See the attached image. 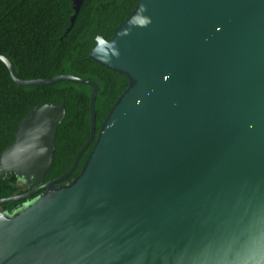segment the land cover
I'll use <instances>...</instances> for the list:
<instances>
[{
  "label": "water",
  "instance_id": "1",
  "mask_svg": "<svg viewBox=\"0 0 264 264\" xmlns=\"http://www.w3.org/2000/svg\"><path fill=\"white\" fill-rule=\"evenodd\" d=\"M73 27L84 0H71ZM90 57L128 87L64 174L45 182L66 116L40 104L0 154V179L26 191L0 206V264H264V0H137Z\"/></svg>",
  "mask_w": 264,
  "mask_h": 264
},
{
  "label": "trees",
  "instance_id": "2",
  "mask_svg": "<svg viewBox=\"0 0 264 264\" xmlns=\"http://www.w3.org/2000/svg\"><path fill=\"white\" fill-rule=\"evenodd\" d=\"M136 4L137 0H84L73 27L67 32L74 13L71 0H0V55L11 60L21 79L71 74L99 85L96 136L66 181L82 170L108 113L129 85L127 75L90 57L96 37L102 35L110 40ZM92 90V86L74 80L21 86L13 80L8 66L0 61V154L15 139L20 123L30 110L40 104L59 105L64 101L66 116L58 128L54 160L45 182L66 173L90 135ZM25 191L21 182L10 174L0 179V198ZM37 196L0 207L11 212Z\"/></svg>",
  "mask_w": 264,
  "mask_h": 264
},
{
  "label": "flooded vegetation",
  "instance_id": "3",
  "mask_svg": "<svg viewBox=\"0 0 264 264\" xmlns=\"http://www.w3.org/2000/svg\"><path fill=\"white\" fill-rule=\"evenodd\" d=\"M21 184H22V183H21ZM22 185H23V184H22ZM23 189H24V190H27V189H26V185H23ZM30 202H31V201H30ZM30 202H26V203H22V204L18 205L17 208H16L14 211L16 212V211L21 210L22 208H24V207H25L27 204H29Z\"/></svg>",
  "mask_w": 264,
  "mask_h": 264
}]
</instances>
